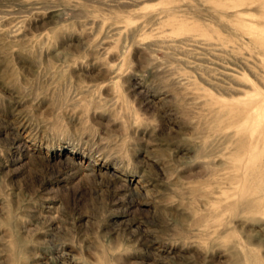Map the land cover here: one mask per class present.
Wrapping results in <instances>:
<instances>
[{
	"label": "rangeland",
	"instance_id": "obj_1",
	"mask_svg": "<svg viewBox=\"0 0 264 264\" xmlns=\"http://www.w3.org/2000/svg\"><path fill=\"white\" fill-rule=\"evenodd\" d=\"M0 264H264V0H0Z\"/></svg>",
	"mask_w": 264,
	"mask_h": 264
},
{
	"label": "snow or ice",
	"instance_id": "obj_2",
	"mask_svg": "<svg viewBox=\"0 0 264 264\" xmlns=\"http://www.w3.org/2000/svg\"><path fill=\"white\" fill-rule=\"evenodd\" d=\"M75 41L74 40H71V39H64L62 41V45H65V44H69V43H74Z\"/></svg>",
	"mask_w": 264,
	"mask_h": 264
}]
</instances>
